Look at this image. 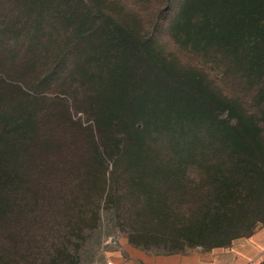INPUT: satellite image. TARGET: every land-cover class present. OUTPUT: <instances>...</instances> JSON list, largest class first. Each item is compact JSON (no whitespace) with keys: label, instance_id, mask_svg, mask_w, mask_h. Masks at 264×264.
I'll list each match as a JSON object with an SVG mask.
<instances>
[{"label":"trees","instance_id":"16d2710c","mask_svg":"<svg viewBox=\"0 0 264 264\" xmlns=\"http://www.w3.org/2000/svg\"><path fill=\"white\" fill-rule=\"evenodd\" d=\"M72 1L0 0V55L10 56L9 69L15 70V78L5 82L2 69L7 64L0 62V83L11 90H0V153L3 148L11 152L0 155V264H62V252L81 248L88 234L99 228L103 212L116 213L128 244L146 253L147 245L128 230V223L134 225L131 219L145 212L158 214L154 222L165 230L171 214L182 213L178 223L169 225L198 235L211 232L229 241L222 248L262 228L264 222L250 232L258 222L254 216L264 206V27L259 29L252 5L245 4L246 0L240 4L203 0L201 7L209 14L195 16L193 9L199 7L190 0H134L147 4L146 11L153 16L149 21L140 15L124 16L133 0H86V6L80 0L78 15L81 13L84 27L80 34L87 42L99 41L98 54L103 61L98 66L93 58L78 71L72 42L67 41L69 32L64 28L74 17ZM260 4L264 7V0L255 1L256 12ZM236 7L240 11H235ZM210 9L229 27L225 37L237 56L232 64L239 70L240 91L224 96L229 113L215 104L214 149L208 162L202 163L200 155H171L165 162L178 169L180 188L174 195L193 203L177 208L133 203L134 197L141 201L139 194L144 193L123 185L127 174L120 172L121 156L110 152V143L118 150L115 143L123 135L119 130L125 128L121 124L132 102L134 84L124 76L123 68L120 75L115 74L113 47L122 48V55L128 49L127 40L143 43L145 27L149 29L158 21L173 24L170 15L174 11L181 13L178 21L183 28L177 34L190 40L187 29L190 31L194 22L210 16L216 21ZM239 32L241 36H237ZM208 41L206 38V44ZM93 50L86 49L87 56L94 55ZM90 70L99 74L89 76ZM78 97L79 112L89 117L85 126L70 112V98L76 101ZM150 120L148 114L139 112L125 134L131 130L143 136L142 126ZM225 130L227 146L220 142ZM3 137L7 147L2 144ZM219 155H230L232 166L220 169L227 161ZM134 161L146 165L161 162L142 156ZM104 199L111 203L106 205Z\"/></svg>","mask_w":264,"mask_h":264},{"label":"rangeland","instance_id":"374dc122","mask_svg":"<svg viewBox=\"0 0 264 264\" xmlns=\"http://www.w3.org/2000/svg\"><path fill=\"white\" fill-rule=\"evenodd\" d=\"M190 1L197 2V7H199L193 9L195 16L201 13L209 14L206 12V8L201 7L203 0ZM235 1L237 4L242 2V0ZM255 1L246 0L245 4L252 5L253 13L256 14L258 22L260 21L258 27L262 30L264 7L260 4L261 8L256 12ZM84 2L86 6V0ZM200 2L202 3L200 4ZM80 3V0L72 1V7L76 9L74 17L71 18L72 21L67 26H64L69 32L67 41L72 42V53L78 63V71L84 70L83 64L91 62L93 58L97 60L95 65L98 66L103 61L98 54L99 41L94 39L87 42L85 37L82 38L80 34L84 28L80 24L81 13L78 15ZM146 7V3L140 4L133 0L128 6L129 11L123 14L130 18L140 15L143 20L151 21L153 16L148 10L146 11ZM214 8L217 6L215 5ZM235 11L240 10L236 7ZM210 12L215 14L216 21L212 20L210 16V19H205L198 24L194 22L190 31L187 29L189 37L191 35L190 40H185L181 34H177L179 31H183V28L178 21L181 13L174 11L172 14L174 16L170 15L173 18V24L169 25L158 21L157 25L151 23L149 29L145 27L142 34L145 37L143 43L127 40L128 49L124 50L122 55L120 53L122 48L115 49L113 47L117 58L114 63L118 68L115 74L120 75L121 70L119 69L123 68L124 76L130 77L134 84L131 86L132 96L130 95V98H132V102L129 104L127 117L121 124L122 128H125L119 130V132H123V135L120 134L115 143L118 144V150L117 148L112 149L114 143H110V152L112 155L121 156L120 172L127 174V181L123 185L144 193L139 194L143 196L141 201L134 197L131 200L133 203L145 205L154 202L176 208L180 205L193 203L192 200L174 195V191H179L180 188V184L177 182L178 169L175 165L170 166L165 162L171 155H189L190 157L200 155L202 163L208 162L214 149L212 126L215 104L229 113L224 96L234 90L240 91L237 80L239 70L232 64L236 62L237 56L230 50V41L225 37L227 32L229 34V27L227 28L224 19L218 20L216 10L210 9ZM206 20L209 23H206ZM206 28L210 31H206ZM241 34L242 32H239L237 36H241ZM173 35L175 39L172 38ZM240 36L239 41H241ZM206 38L209 39L207 44ZM86 49H94L91 51L94 55L87 56ZM9 57L6 54L0 55V62L7 64L2 69L4 80L7 83L15 78L13 73L15 70L9 69L12 64ZM91 73L92 70L87 74L89 76L99 74L96 71ZM74 79L77 81V77L74 76ZM76 85L73 82V87ZM0 90L11 91L2 83H0ZM69 104L72 107L70 112L74 120L83 122V126L88 125L89 117L79 112V107H81L79 97L76 101L70 98ZM139 112L151 117V120L142 126L145 131L144 135L136 136L135 132L130 129L126 135L127 127H131L130 124ZM232 114H237L234 107ZM227 131H224V136L220 135V142L223 140L226 146L229 137ZM2 144L7 147L6 137H3ZM1 154L11 155V152L3 148ZM141 156L158 158L161 161L160 165L137 164L134 159ZM218 158L227 161L225 167L219 166L223 171L224 168L232 166L233 162L231 159L229 160L230 155H219ZM156 191L160 192V195H157ZM150 198L153 199L150 200ZM103 202L106 205L111 203L107 199H104ZM146 213L136 216L135 219L132 218L134 225L128 223V226L131 227L128 230L138 238V241L147 245L148 250L146 251L149 253L159 255L170 252L189 253L228 246L229 241L226 242L211 232L198 235L187 228H176V226L169 225L178 223L182 213L171 214L167 219L166 230L162 229L164 226H157V222L155 224L154 220L159 217L158 214L146 215ZM254 219L258 222L254 224L250 232L259 228L264 222V206L254 216ZM117 221L116 213L103 212L99 228L93 234H88V239L81 248L77 246L72 250L65 249L62 252V264H108V262L122 264L126 258L122 252V246L125 243L128 244V240L119 226L123 224H117ZM243 235L247 236V234Z\"/></svg>","mask_w":264,"mask_h":264},{"label":"crops","instance_id":"0c3cea01","mask_svg":"<svg viewBox=\"0 0 264 264\" xmlns=\"http://www.w3.org/2000/svg\"><path fill=\"white\" fill-rule=\"evenodd\" d=\"M122 252L126 256L122 264H264V226L227 248L154 255L125 243Z\"/></svg>","mask_w":264,"mask_h":264},{"label":"built area","instance_id":"2783aa9c","mask_svg":"<svg viewBox=\"0 0 264 264\" xmlns=\"http://www.w3.org/2000/svg\"><path fill=\"white\" fill-rule=\"evenodd\" d=\"M108 264H113L112 262H108Z\"/></svg>","mask_w":264,"mask_h":264}]
</instances>
